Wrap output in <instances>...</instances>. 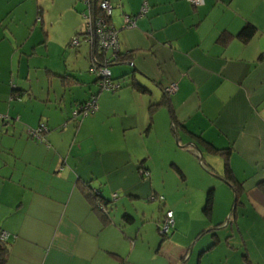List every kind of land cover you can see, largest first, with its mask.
Segmentation results:
<instances>
[{"label":"crops","instance_id":"0c3cea01","mask_svg":"<svg viewBox=\"0 0 264 264\" xmlns=\"http://www.w3.org/2000/svg\"><path fill=\"white\" fill-rule=\"evenodd\" d=\"M108 1L120 51L135 52L111 65L121 87L77 116L97 90L90 44L68 43L83 27L78 0H0L3 264H264V0ZM131 69L142 74L122 76ZM154 144L169 152L157 164ZM168 166L197 189L188 214L154 207ZM166 210L174 226L162 237Z\"/></svg>","mask_w":264,"mask_h":264},{"label":"trees","instance_id":"16d2710c","mask_svg":"<svg viewBox=\"0 0 264 264\" xmlns=\"http://www.w3.org/2000/svg\"><path fill=\"white\" fill-rule=\"evenodd\" d=\"M105 1V0H90L89 3H84L85 7L90 10L92 16H93V21L95 22L93 24V26H91V28L88 30V27L85 26V28H83L81 31H79L76 34V37L74 39H72V41L69 43L70 45H74V48H77L80 46V43L82 40H85L86 42H88L91 46V50H92V56H91V60H90V72L92 74L95 75L96 78V84H97V90L95 92H91L89 93L88 97L82 101H79L75 107H74V113L77 114V116H85L87 114L93 113L97 110V101H98V95L103 91V90H116L118 87L120 88L122 85V81H117L116 83L113 82L112 76H111V71H110V66L114 63H125V62H129L135 51H129L128 53H122L120 51V42H119V38H118V45L117 48H108L105 49L102 47L101 43H100V33H99V25L97 22H101V21H105L107 22L108 28H115L111 22L112 19V10L111 13L109 15L106 14L105 10L101 8V3ZM108 1V0H107ZM191 2V1H190ZM192 3V2H191ZM194 4V3H192ZM112 6V5H111ZM146 8V7H145ZM144 11L142 10V12L138 15H124V16H128L130 19H132L134 21V24L136 22V19L138 16H140ZM124 25L126 26L125 22ZM134 26V25H133ZM128 27V26H126ZM132 27V26H131ZM116 30V28H115ZM255 32V26L251 23L246 24L243 29L240 32V36L243 39H247L249 38L253 33ZM117 36H118V32L116 30ZM226 35H223V38H226ZM73 40H77V43L74 44ZM107 68L110 71V75L109 76H103L101 74H99V70L101 68ZM135 71L134 70H129L127 73H125V75L123 74L122 76H127L129 79H134L135 78ZM108 80L110 81L112 84L117 85L116 88H112V89H108L105 86H103L104 81ZM135 85V84H133ZM137 87H139V85H136ZM141 88V90H144L145 88L143 86L139 87ZM172 93V92H170ZM164 95L166 97H168L169 95L164 91ZM163 96V98L161 99V101H159V103H151L149 106V111H150V115L152 114V112L155 110V108L157 106H159L162 103H165L166 101V97ZM173 120H174V124H175V117L172 115ZM46 129L43 130V132H41V139H43L45 133L48 130V127L45 126ZM38 130V129H37ZM143 174H146L148 171H146L145 169L142 171ZM226 173V177L228 179H232V175L230 173V168L226 167L225 170ZM91 189V199L94 203H96L97 201H105V198L102 197V194L96 190V189ZM236 193L238 191L237 186L234 188ZM212 198H213V190H209L207 195H206V201L204 204V211L208 212L210 210V207L212 205ZM98 204V203H97ZM174 226V224H173ZM173 226L170 228V230L173 228ZM169 230V231H170ZM168 235V234H167ZM166 236V235H165ZM6 249L4 248V250L2 248H0V264H3L5 258H6Z\"/></svg>","mask_w":264,"mask_h":264},{"label":"rangeland","instance_id":"374dc122","mask_svg":"<svg viewBox=\"0 0 264 264\" xmlns=\"http://www.w3.org/2000/svg\"><path fill=\"white\" fill-rule=\"evenodd\" d=\"M78 3L80 4L79 5V8H80L79 13H80V16L82 18L83 24L81 26H83L82 27V29H83L86 26V19L83 18V13H82V11L85 9V5L80 0H78ZM52 10H53L52 12H54V13L49 14L48 18L50 20H52V21L59 22L58 20L60 18L59 17L60 16L59 15L60 12L56 8L55 9H52ZM67 19H68L67 16H64L63 17V20L64 21L67 20ZM64 30L65 29H61L59 31V29H58V32H57V29H55L52 32V34H53V36H56L57 33H59V36L61 37L63 35V33H64ZM75 37H76V35H75V33H73V36L70 37L71 39L68 41V43H70L72 41V39H74ZM73 46L74 45H70L69 44V47L71 49L76 50L77 48H74ZM111 67L112 66H110L109 68H111ZM116 67H118V66H116ZM112 79H113V82L114 83H116L118 80H120V79H118V80L117 79H114V76H112ZM102 92H104V91H102ZM154 145H155V148L156 149L153 152L154 155H153V158L151 159V162L157 164V162H159L158 159H162V158L166 157L169 154V152H168V150L166 148L159 149V145L160 144H158V145L157 144H154ZM154 145H152L151 150L154 149L153 148ZM175 145L181 150V152H185L181 148V145H177L176 143H175ZM172 160H174V159H172ZM163 168L161 169V167H160L159 169L157 168V170H156L157 184L164 183L166 185V189H164V190L162 189V192L159 194L160 197L163 198V200H161V202H160L158 196H156V198H158L159 201L158 200L155 201L154 207L158 205L157 202L162 203V202H164V199H165L166 205H168V206L173 205V206L176 207V204H177L178 205V209L177 210H179L183 214H188L189 211L191 210V207H195L196 200H197L196 199V194L198 192H196L194 190H197V189H195L193 185H191L190 187L186 185L187 187H185L184 186V183H182L180 181L179 176L175 172H173L171 170L170 166H168V168L167 169H164V170H163ZM187 199H188V202L185 204V202L187 201ZM96 206L98 207L99 205L96 204ZM162 223H163V221H162ZM160 235L162 237H164V235H162L161 233H160Z\"/></svg>","mask_w":264,"mask_h":264},{"label":"built area","instance_id":"2783aa9c","mask_svg":"<svg viewBox=\"0 0 264 264\" xmlns=\"http://www.w3.org/2000/svg\"><path fill=\"white\" fill-rule=\"evenodd\" d=\"M83 3H89L90 0H80ZM192 3L196 4V5H200L203 0H189ZM101 8L105 10L106 14L109 15L111 13L112 10V6L110 4L109 1L105 0L101 3ZM146 8H143V11H145ZM85 19H86V26L88 27V30L91 28V26H93V24L95 23L93 21V16L90 12V10H88V13H86L85 15ZM124 22L126 24V26L131 27L134 25V21L132 19H130L128 16H125L124 18ZM99 25V33H100V43L102 45L103 48L108 49V48H117L118 45V36L116 33L115 28H108L107 22L105 21H101V22H97ZM95 25V24H94ZM73 43L76 44L77 40H73ZM99 73L103 76H109L110 75V71L103 67L101 68V70H99ZM106 85V86H105ZM103 86H105L108 89H112V88H116L117 85L112 84L110 81L105 80ZM176 90V85H170L168 87H166V91L169 92H173ZM75 115H77L76 113H74ZM46 129V127L44 126V124L42 123L39 127L38 130H36L33 135L38 137L39 139H41V132H43V130ZM115 196V195H114ZM159 200H162V197H158ZM174 224V217H173V212L171 210L166 211L165 213V218L163 221V224L160 226L159 231L162 235H167L169 233L170 228L173 226ZM8 238V235L5 231H1L0 230V243H4Z\"/></svg>","mask_w":264,"mask_h":264},{"label":"water","instance_id":"95a60500","mask_svg":"<svg viewBox=\"0 0 264 264\" xmlns=\"http://www.w3.org/2000/svg\"><path fill=\"white\" fill-rule=\"evenodd\" d=\"M135 72L138 73V74H142V72L139 71L138 69H135ZM179 264H182V263H179Z\"/></svg>","mask_w":264,"mask_h":264},{"label":"bare ground","instance_id":"6f19581e","mask_svg":"<svg viewBox=\"0 0 264 264\" xmlns=\"http://www.w3.org/2000/svg\"><path fill=\"white\" fill-rule=\"evenodd\" d=\"M101 70V69H100ZM109 70V69H108ZM100 74V73H99Z\"/></svg>","mask_w":264,"mask_h":264}]
</instances>
